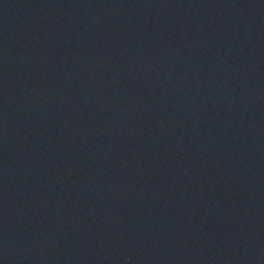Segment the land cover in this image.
<instances>
[{"label": "water", "instance_id": "water-1", "mask_svg": "<svg viewBox=\"0 0 264 264\" xmlns=\"http://www.w3.org/2000/svg\"><path fill=\"white\" fill-rule=\"evenodd\" d=\"M0 264H264V0H0Z\"/></svg>", "mask_w": 264, "mask_h": 264}]
</instances>
